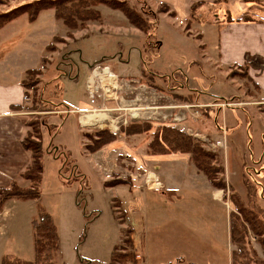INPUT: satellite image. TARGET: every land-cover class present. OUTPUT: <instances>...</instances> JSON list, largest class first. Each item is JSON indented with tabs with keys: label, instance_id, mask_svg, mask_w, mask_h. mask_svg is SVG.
Here are the masks:
<instances>
[{
	"label": "rangeland",
	"instance_id": "rangeland-1",
	"mask_svg": "<svg viewBox=\"0 0 264 264\" xmlns=\"http://www.w3.org/2000/svg\"><path fill=\"white\" fill-rule=\"evenodd\" d=\"M35 1L0 0V16ZM130 5L147 8V20L150 11L157 16L149 32L107 5L97 9L102 21L79 31L70 32L52 10L35 22L24 16L0 29V72L23 78L24 114L32 138L46 148L39 203L58 231L55 264H110L119 241L118 248H128L124 240L132 239L133 227L137 253L147 235L150 255L161 264H232L229 252L238 247L229 240L231 215L247 228L244 254L251 263L239 264L264 262V90L245 78L243 68L221 64L213 47L221 32L209 26L215 19L205 18L216 5L198 13L203 27L160 18L167 13L156 0ZM107 67L117 77L110 90V80L92 77L96 68L106 75ZM32 70L39 73L29 75ZM95 113L108 120L81 124ZM162 126L183 131L211 155V174L225 187L221 201L213 198L220 189L212 190L191 155H149ZM129 127L152 129L129 136ZM99 135L115 141L92 154L88 146ZM5 205L0 264L8 256L33 261L38 202Z\"/></svg>",
	"mask_w": 264,
	"mask_h": 264
},
{
	"label": "trees",
	"instance_id": "trees-1",
	"mask_svg": "<svg viewBox=\"0 0 264 264\" xmlns=\"http://www.w3.org/2000/svg\"><path fill=\"white\" fill-rule=\"evenodd\" d=\"M245 1L259 3L258 0ZM106 5L112 10L121 11L125 14V17L132 26L145 32L150 31V24L153 19L157 21V16L151 11L149 12L151 20H147L145 16L147 12L145 9L147 8L143 7L142 11L139 12L130 5V0H39L22 5L20 8L10 11L4 16H0V29L6 26L7 23L9 24L10 22L24 16L31 20L30 22H35L41 13L52 10L54 11L55 18L63 21L64 25L70 32L79 31L85 29L90 22L102 21V14L97 9L99 6ZM201 5L202 4L198 3L192 7L191 15L187 20L188 27L193 22H199L197 13H199L198 10L201 8ZM162 7L163 10L161 13H170L169 15L175 16V13L170 12L169 6ZM226 21L230 23L235 22L230 16H228ZM241 21L252 22L253 20L252 18L244 17ZM241 21L238 20L237 22ZM38 73V70L28 72L29 75H35ZM244 76L245 78H248L246 74ZM23 86L27 87L24 82ZM162 127L161 130L154 132V138L148 146L149 153L157 156H168L177 153L191 155V163L206 177L210 185L225 192V187H222L211 174L213 166L211 167L208 163L211 159V155L201 150L199 145L183 131L170 126ZM133 129L134 128L131 127L127 128L126 134L129 136L141 134L150 131L152 128L149 127V129L143 131H131ZM31 133L33 132H30L22 143L24 149L31 153L32 157L28 168L22 175L24 180L30 182V187L22 189L14 184L9 189H0V214L3 212L5 204L10 200H31L38 202V219L35 218L36 220L33 221L35 257L33 261L26 262L8 256L2 260V264H55L57 254L60 250L57 228L51 216L40 207L39 203L41 198L40 187L43 179V144L42 141H35L32 138L33 135ZM100 136L101 135H99L96 140H93V146H88L89 151L92 154L97 153L104 146L115 141V137L112 135L107 141L105 139L106 136L103 138ZM56 158L59 157L57 156ZM73 169L76 170L75 168ZM60 175H63L62 170L60 171ZM229 224L230 240L238 247L237 251H233L231 254L232 264H239V260L251 263V260H249L244 254L245 243H247V228L241 225L238 216L232 217L231 215ZM124 243L128 248L122 249L116 247L112 253L110 264H137V257L135 253H133V241L131 237L126 238ZM260 264H264V262H261Z\"/></svg>",
	"mask_w": 264,
	"mask_h": 264
},
{
	"label": "crops",
	"instance_id": "crops-1",
	"mask_svg": "<svg viewBox=\"0 0 264 264\" xmlns=\"http://www.w3.org/2000/svg\"><path fill=\"white\" fill-rule=\"evenodd\" d=\"M258 1L259 3L246 2L245 0H156V3H158L159 7L161 5L169 6L170 12L175 13V16L168 15V13L159 15L160 18L165 17L174 23L176 20H182L183 23H186L191 15V9L195 4H202L198 10L200 13L202 9H207L210 4L216 5V2H218L219 4L210 9L211 15L205 18L215 19L216 22L209 24V26L212 31L217 26V30L221 32H217L218 35L215 34L217 41L213 44V47L215 49L217 48L220 53L221 64L224 66L243 68L244 73L253 81L255 86L258 89L264 90V0ZM198 15V24L201 27L202 22L205 23L206 21L200 19ZM228 16L235 22H227L226 19ZM244 17L252 18L253 21H241ZM238 20L241 22H237ZM170 31H174V28L170 27ZM202 35L205 37L203 32ZM224 61L227 62L224 63ZM23 81L21 76L10 73V71L8 74L7 72H0V189H9L14 184L22 189L30 187V182L24 180L22 177L32 158L31 153L27 152L22 144L31 131L30 121L25 117L27 114H24L26 110L23 108L24 94H27L22 83ZM43 148L44 150L46 149L44 144ZM65 149L70 152L67 147ZM47 154L49 158L57 159L51 156L50 153ZM138 167H141L140 164H138ZM130 177H133V179L136 177L137 179V176L133 174ZM210 187L212 190L214 189L211 185ZM224 196L225 192L223 190L213 193V198L217 201H221ZM137 205L140 206V203H137L135 206ZM4 210L0 214L2 217L7 212ZM140 211L135 212L139 214V217L141 216ZM141 227L145 228V223ZM141 227H139V230ZM132 229L133 248L137 257V264H161L159 258H152L150 255L151 245H147V240L149 239L147 235L141 256L137 253L136 232L138 231V227H133ZM228 234L230 240V227ZM158 247L159 251L157 253L162 249L160 246ZM231 254L232 252H229L230 256ZM153 260L154 262H152ZM230 262H232V257Z\"/></svg>",
	"mask_w": 264,
	"mask_h": 264
},
{
	"label": "bare ground",
	"instance_id": "bare-ground-1",
	"mask_svg": "<svg viewBox=\"0 0 264 264\" xmlns=\"http://www.w3.org/2000/svg\"><path fill=\"white\" fill-rule=\"evenodd\" d=\"M110 72V74H109ZM103 73H106L107 75L105 74H102L104 77L102 79V81L106 82V81H109L110 80V84L111 86L109 87V90L110 89H113L114 88V85L113 83H115V79L112 77V75L116 78L117 80V77L116 75H114L110 70L109 68H105ZM92 77H102L100 76V73L98 72V69L96 68V70L94 71V74ZM103 82V83H104ZM106 84V83H105ZM116 88V87H115ZM108 120V117L106 115H98L97 113L95 114H92V115H85L82 119H81V124L83 126H92V125H96V124H102L104 123L105 121ZM150 177V176H149ZM156 177V176H155ZM150 178H153V176H151ZM149 185V184H148ZM153 186H155L156 188H159L160 185H161V182L159 180H155V182L152 184Z\"/></svg>",
	"mask_w": 264,
	"mask_h": 264
},
{
	"label": "built area",
	"instance_id": "built-area-1",
	"mask_svg": "<svg viewBox=\"0 0 264 264\" xmlns=\"http://www.w3.org/2000/svg\"><path fill=\"white\" fill-rule=\"evenodd\" d=\"M150 182H153V181H150V178H148L147 184H150Z\"/></svg>",
	"mask_w": 264,
	"mask_h": 264
}]
</instances>
